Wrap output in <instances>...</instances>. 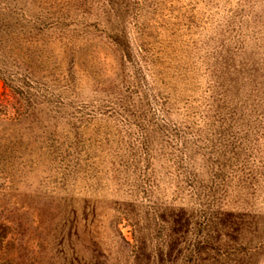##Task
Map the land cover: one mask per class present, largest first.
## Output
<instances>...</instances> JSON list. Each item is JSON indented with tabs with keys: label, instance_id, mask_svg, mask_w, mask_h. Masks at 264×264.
<instances>
[{
	"label": "rangeland",
	"instance_id": "1",
	"mask_svg": "<svg viewBox=\"0 0 264 264\" xmlns=\"http://www.w3.org/2000/svg\"><path fill=\"white\" fill-rule=\"evenodd\" d=\"M0 264H264V0H0Z\"/></svg>",
	"mask_w": 264,
	"mask_h": 264
}]
</instances>
